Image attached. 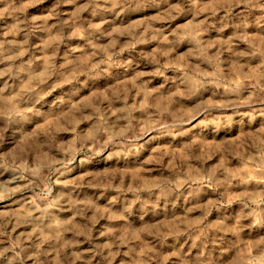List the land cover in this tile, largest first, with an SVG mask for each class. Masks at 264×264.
Wrapping results in <instances>:
<instances>
[{
	"label": "rangeland",
	"instance_id": "rangeland-1",
	"mask_svg": "<svg viewBox=\"0 0 264 264\" xmlns=\"http://www.w3.org/2000/svg\"><path fill=\"white\" fill-rule=\"evenodd\" d=\"M0 264H264V0H0Z\"/></svg>",
	"mask_w": 264,
	"mask_h": 264
}]
</instances>
